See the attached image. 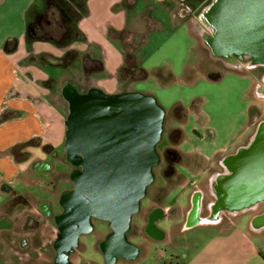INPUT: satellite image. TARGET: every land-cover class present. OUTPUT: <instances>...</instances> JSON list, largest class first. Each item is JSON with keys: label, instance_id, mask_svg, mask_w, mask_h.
Segmentation results:
<instances>
[{"label": "rangeland", "instance_id": "rangeland-1", "mask_svg": "<svg viewBox=\"0 0 264 264\" xmlns=\"http://www.w3.org/2000/svg\"><path fill=\"white\" fill-rule=\"evenodd\" d=\"M210 0H167L165 3L153 4L144 0V8L140 12L130 11V23L126 32L127 39H124L122 49L128 53H135L139 65L147 71V77L144 79L131 80L119 71L120 89L127 92H139L152 95L157 103L167 114L164 121V128L159 143L156 145L158 153H162L165 146L168 145V130L172 127L181 126L186 133V138L174 147L183 152L201 151L206 154H212L219 148H225V151H231L233 147L241 142L240 133L248 132L249 114L253 107L260 111L264 109V99H260L253 92V85L264 78V74L259 71L251 70L249 65L244 63L231 64L223 59L214 57L201 39L202 33L208 29L204 21L199 18V11L209 3ZM40 6V2H36ZM50 19H57L58 14L49 11ZM181 22H187L191 34L195 36V45L191 54L186 52V44L193 43L186 30L182 28ZM131 41V42H130ZM127 44L133 45L128 47ZM184 50L186 68L182 67V60L179 54ZM126 59V58H125ZM39 65H44L39 58L36 60ZM82 61L74 62L72 66L51 68L48 70L49 78L44 85L48 87V99L53 102L57 110L65 112L67 107L62 97L61 90L67 84H75L81 90H86L88 76L84 71ZM125 65V61H124ZM123 65V66H124ZM157 66V67H156ZM157 68L159 74L157 76ZM122 72V73H121ZM209 73L218 75L217 79L208 76ZM181 106L185 112L184 121H180L173 113L175 106ZM66 113V112H65ZM195 133H194V131ZM181 150H180V149ZM63 145L57 149L58 154H62ZM25 161L29 162L37 157L46 159L53 165L54 170L63 167L64 160L60 157H51L46 153L26 151L23 154ZM221 153L212 157L213 167L217 168L216 161ZM191 162L186 165L190 174H186L188 182L196 179H206L208 173L198 175L199 170L207 163L205 160L193 154L188 156ZM161 165L154 168L155 182L148 188L149 193L153 191L157 184H162L160 169ZM179 171L181 168H178ZM31 177L43 178L48 180L50 173L35 172L25 169L23 177L26 179L18 183V193L24 196L32 195L38 200L51 199V192L41 188L34 183ZM29 179H28V178ZM59 187H63L64 177L61 178ZM182 182L177 178L167 184L172 188L166 198L164 205L175 203L187 204L188 195L194 189L193 186L183 185L175 187ZM206 182L199 184L204 186ZM197 185V184H196ZM57 194V193H55ZM203 201H208L210 195L206 193ZM149 204L144 202V206ZM248 213L238 217L239 223L244 224ZM170 220H162L159 225L168 229ZM228 221H224L222 226H227ZM103 227V235L105 234ZM177 228L170 233L171 240L165 242L144 241L141 248L145 250L144 258L139 261L142 264H185L189 263L190 253L192 251L191 242L182 238L176 233ZM101 234H99L100 236ZM103 237V238H102ZM100 238L105 239L104 236ZM94 237L88 236L83 241L89 245ZM142 240V239H141ZM196 241V240H195ZM202 244V243H201ZM231 248L226 253L230 264H264V230L261 236L254 239H243L238 242L236 235L232 236L230 242ZM239 250H236V247ZM106 259L104 253L93 250L83 251L84 259L94 258ZM117 264H125L118 262Z\"/></svg>", "mask_w": 264, "mask_h": 264}, {"label": "crops", "instance_id": "crops-1", "mask_svg": "<svg viewBox=\"0 0 264 264\" xmlns=\"http://www.w3.org/2000/svg\"><path fill=\"white\" fill-rule=\"evenodd\" d=\"M38 1L0 0V264H24L25 258L29 257L31 249L25 251L20 247L21 238L23 236L29 238L31 231L29 228H24V232H21L23 217L22 209L16 204V201H19L18 197L21 196L17 186L18 183H22L26 179L23 177L26 168L32 173L35 171L32 170L35 163L51 164L46 159L39 157L27 162L22 154L30 151L37 155L40 151L51 156L52 153L58 152L57 149L63 145L67 107L66 113L57 110L53 102L49 101L48 87L44 85L49 78L48 70L61 66L50 65L49 61L61 58L67 50H74L77 53L76 59L70 66L74 62L82 61L84 63L85 59L100 60L103 65L102 71L86 74L88 76L86 90L96 88L107 94L127 92L126 89H120L121 82L119 80V71L124 65L125 54L120 43L113 38L111 33L126 30L130 23V11L140 12L144 8V0H85L86 12L77 23L83 39L60 48L45 41H35L30 45L25 41V14L31 5ZM146 1L153 4L167 2V0ZM181 23L182 28L193 40V43L186 44L184 49L188 54H191L196 40L190 31L192 24ZM9 38H15L17 45L14 51L5 52L4 43ZM184 50L179 54L182 67L180 70L176 68L177 73L187 66L183 55ZM40 56L46 60L44 65L36 63ZM158 69L157 71H159ZM182 131L181 141L186 138V133L184 130ZM29 140H35L37 144L19 150L17 156L14 152L15 148ZM44 145L51 147L49 152L43 149ZM181 152L183 151L181 150ZM224 152L225 148H219L212 154L201 151L183 153L189 156L197 154L205 160L206 165H211L209 162L212 161V157L217 153L223 154ZM197 173L198 175L204 174L203 170H197ZM28 177L31 178L30 180L34 179L31 175ZM26 197L28 201H39L32 195ZM211 203L212 201H199L196 220L188 222L186 214L190 208V201L187 204L177 202L171 206H165L163 201L161 208L165 213L173 208L181 211L164 219L171 221L168 229L159 225L163 219L154 221V226L163 230L165 237L160 240L147 235L142 230L144 218L143 216L139 217L135 221L138 227L137 233L127 238V241L136 246L138 251L132 257L120 256L112 264L118 262L142 264L139 261L144 258L145 250L141 248V244L148 240L153 242L170 241V233L175 228H177L176 233L186 241L188 240V243L191 242L193 247L190 253L191 260L185 264H230L226 253L231 248L232 236L236 235L239 243L243 239L257 238L261 236L264 224L256 225L254 218L257 216V212H249L244 224L239 223L240 220L234 219L227 226H222L221 218L207 219L206 215L210 210ZM148 206H144V208ZM30 211L35 215L39 212L33 203ZM44 226L42 230L45 228ZM239 247L237 246L236 250H239Z\"/></svg>", "mask_w": 264, "mask_h": 264}, {"label": "flooded vegetation", "instance_id": "flooded-vegetation-1", "mask_svg": "<svg viewBox=\"0 0 264 264\" xmlns=\"http://www.w3.org/2000/svg\"><path fill=\"white\" fill-rule=\"evenodd\" d=\"M212 2L213 0H210L199 11L198 15L202 21L204 20L201 18V14ZM204 22L208 29L202 33V41L205 36L215 32L211 24ZM210 53L212 54L211 51ZM239 59L237 64H247L251 70L264 74V61L260 58H255L250 53H243ZM208 76L214 79L218 78V75L214 73H209ZM122 92L126 91L118 93ZM253 92L258 98L264 99V78L253 85ZM172 113L180 121H184L185 112L181 106H175ZM166 115L165 113L164 121ZM248 116V132L240 133L238 136L241 137V142L236 144L231 151H225L220 155L216 161L217 168L212 165H203L199 169L208 173L206 179L199 177L196 181L191 182H188L186 176L191 173L186 165L191 162L189 155L174 147L179 145L182 140L183 122L181 126L170 128L168 130L169 143L163 148L162 153H158L156 148L157 161L152 167V179L137 201H135L130 182L125 187L126 190L120 192L121 186L114 174L116 166L113 165L118 160H127L128 167H131L133 154L130 150L111 149L110 141L103 142L98 137L93 141L87 135H83L80 147L74 146L75 149L70 152L62 150V154L57 152L51 154V157H60L64 160L63 167L57 171L53 169L52 164L35 163L32 170L45 171L50 175L48 180L34 178L32 181L51 192L52 198L32 202L28 201L26 196L21 195L18 197L19 201H16V204L22 209L21 232H24V228H29L31 231L29 238L23 236L20 240V247L23 250L31 249L24 264H112L120 256L132 257L138 248L130 244L127 238L137 233L138 227L135 221L139 217L143 216L144 218L142 230L147 235L161 240L165 237V232L154 226V221L164 220L173 213L181 212L179 209L173 208L165 213L161 208L164 199L172 189L168 188L167 184H171L172 180L177 178L182 182L176 184L175 187L189 185L194 188L188 195V201H190V208L186 214L188 222L196 220L199 201H203L204 195L207 193L210 195L208 201H212L206 215L207 219L221 218L223 222L226 220L229 224L231 220L246 213L257 212L254 223L258 226L264 224V201H256L251 205L218 201V179L229 173V158L238 150L248 149L254 138L258 136L260 128L264 126V109L260 111L255 106L251 114L248 112ZM64 141L65 135L63 143ZM103 143L106 144V149H103ZM104 161L107 163L106 165H103ZM160 164H162L160 173L164 182L157 184L149 193L148 188L155 182L153 170ZM178 168L183 171H179ZM62 177H64V181H62L63 187L61 188L59 183ZM201 182H206V184L203 187L199 186ZM145 201L149 202L147 208H144ZM32 203L39 210L36 215L30 211ZM43 225L45 228L42 230ZM103 227L106 229L104 235ZM99 234L105 239L100 238ZM88 236L94 237L89 245L83 241V238ZM94 248L104 253L106 259L98 258L97 254L90 259L82 257L83 251Z\"/></svg>", "mask_w": 264, "mask_h": 264}, {"label": "water", "instance_id": "water-1", "mask_svg": "<svg viewBox=\"0 0 264 264\" xmlns=\"http://www.w3.org/2000/svg\"><path fill=\"white\" fill-rule=\"evenodd\" d=\"M201 18L215 29L203 39L214 56L233 65L243 53L264 61V0H213ZM61 94L67 103L64 150L80 147L83 135L93 141L97 137L110 141L113 150H130L131 167L127 160H118L113 164L114 174L120 192L130 182L137 201L150 183L157 161L156 145L165 114L162 107L152 95L139 92L107 94L67 84ZM228 164L229 173L218 179V201L245 205L264 201V126L250 147L238 150Z\"/></svg>", "mask_w": 264, "mask_h": 264}, {"label": "trees", "instance_id": "trees-1", "mask_svg": "<svg viewBox=\"0 0 264 264\" xmlns=\"http://www.w3.org/2000/svg\"><path fill=\"white\" fill-rule=\"evenodd\" d=\"M39 2L40 6L32 4L25 14V41L27 44L30 45L35 41H45L64 48L76 40L83 39L77 23L86 12L85 0H39ZM50 10H52V13L56 12L58 14L57 19L52 20L49 18ZM111 34L122 46L124 39H127L128 36L126 30ZM16 45L17 40L9 38L5 41L3 49L5 52H12L15 50ZM127 46L132 47L133 45L127 44ZM123 51L126 59L125 65L120 70L124 72V75L128 76L131 80L146 78L148 73L139 65L135 53H128L124 49ZM76 57V51L67 50L61 58L49 61L48 64L65 67L71 65ZM39 59L44 63L46 62L42 56ZM83 66L85 74L100 72L103 69L100 60L85 59ZM157 75H160L159 71H157ZM33 144H37L35 140H29L16 147L14 152L17 154L19 150ZM43 149L49 152L51 147L44 145Z\"/></svg>", "mask_w": 264, "mask_h": 264}]
</instances>
